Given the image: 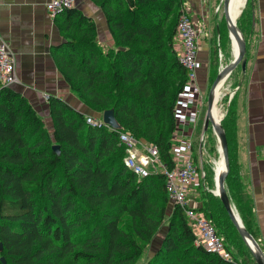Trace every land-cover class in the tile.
<instances>
[{
    "label": "trees",
    "instance_id": "trees-1",
    "mask_svg": "<svg viewBox=\"0 0 264 264\" xmlns=\"http://www.w3.org/2000/svg\"><path fill=\"white\" fill-rule=\"evenodd\" d=\"M93 1L103 12L112 44L102 46L94 20L71 7L54 18L62 41L52 48L69 89L93 114L50 95V130L19 91L0 85V264H134L159 230L160 246L144 264H241L226 242L234 237L256 264L211 190L214 179L207 150L202 156L204 175L195 186L200 191L199 210L222 239L228 257L197 241L184 210L171 204L162 174L139 177L124 163L121 131L155 145L161 160L172 165L174 108L186 83V70L174 48L182 0ZM249 9L247 0L237 23L246 47ZM226 43L228 47V33ZM210 51L211 84L219 64L226 61H216L213 42ZM231 75L237 77L236 87L239 65ZM235 91L229 104L228 98L223 100L227 109L221 124L230 166L224 182L244 227L257 240L252 211L237 199L241 190L232 173ZM205 108L206 104L198 128ZM105 110L113 111L115 127L86 122L87 116L102 120ZM203 133L212 150V128L203 123Z\"/></svg>",
    "mask_w": 264,
    "mask_h": 264
},
{
    "label": "crops",
    "instance_id": "crops-1",
    "mask_svg": "<svg viewBox=\"0 0 264 264\" xmlns=\"http://www.w3.org/2000/svg\"><path fill=\"white\" fill-rule=\"evenodd\" d=\"M46 1L0 0V35L15 58L18 82L11 87L29 101L51 130L47 102L50 95L64 99L85 114L93 113L71 92L55 65L52 48L62 41V37L57 22L45 9ZM219 2L220 0H182V7L193 23H202L203 26L198 38L196 82L204 91H208L210 87V49L215 27L212 21L215 11L213 6ZM74 7L94 20L97 40L102 46L112 44L103 12L95 1L75 0ZM249 11L251 22L247 32L245 74L242 75L240 70L241 84L235 85L236 94L232 106V173L239 183L237 190H241L237 199L250 207L256 239L264 252V0H250ZM229 87H234L233 82H230ZM195 128L186 124L180 127L184 132L192 131L188 137L194 135ZM216 169L217 166L214 167L215 171ZM199 192L194 187L189 197L190 203H196L198 208Z\"/></svg>",
    "mask_w": 264,
    "mask_h": 264
},
{
    "label": "built area",
    "instance_id": "built-area-1",
    "mask_svg": "<svg viewBox=\"0 0 264 264\" xmlns=\"http://www.w3.org/2000/svg\"><path fill=\"white\" fill-rule=\"evenodd\" d=\"M73 3L74 0H48L45 6L49 15L54 17L65 8L71 7ZM202 30V23L195 25L190 15L185 10L181 11L176 24L174 48L179 62L186 70V83L174 108L177 126L174 131V143L170 150L171 167L161 160L159 150L153 144L143 142L122 131L118 134V141L126 148L125 165L136 175L142 177L162 174L164 176L170 202L184 210L197 241L206 248L228 257L225 245L213 225L199 210L196 203H190L189 198L199 178L204 175L202 159L206 151L204 134L201 133L195 158L190 137H188L192 131L187 133L180 129L185 124L195 128L199 113L206 104L207 91L201 90L196 82L198 38ZM15 82H18V78L14 54L0 35V85L10 86ZM101 121L95 116L86 117V122L92 125H99ZM262 151L264 154V148Z\"/></svg>",
    "mask_w": 264,
    "mask_h": 264
},
{
    "label": "water",
    "instance_id": "water-1",
    "mask_svg": "<svg viewBox=\"0 0 264 264\" xmlns=\"http://www.w3.org/2000/svg\"><path fill=\"white\" fill-rule=\"evenodd\" d=\"M220 6L222 7V13H223V17H224L226 27L228 30V36L230 38L231 33L235 36L237 45H238V51H237V54L232 55V58L229 61H227L226 63L219 64L217 73L212 83L210 84V87L208 88L207 96H206L204 127L207 128L208 126H210L216 136V139L219 141L220 143V149L218 150L219 160L223 164L222 171L218 172L216 178L214 179V186H215L216 192L215 193L213 192V194L219 198L230 220L232 221V223L234 224V226L240 233L241 237L249 245L256 264H264L263 250L261 249L257 240H255L253 236L244 227L242 220L234 204L231 202V199L225 188L224 181H225V178L230 168L229 156H228V143H227V138H226L224 128L221 124L222 118L219 119L218 121H215L212 119V116H211L213 105L215 104L217 100L216 99L217 88H220L223 85L226 78L230 75V73L238 65L240 66L242 75L245 74V67H246V57H245L246 50H247L246 41H245V38L243 36L241 29L237 25V19L239 18L240 14H237L235 19L231 21L229 20V16H228L229 14L228 0H220ZM240 84H241V81L239 82L238 86H240ZM102 121L105 124L109 125L110 127L116 126L112 110L103 111ZM52 149L56 151L57 153L59 152V146L57 144L52 145ZM0 248H1V243H0Z\"/></svg>",
    "mask_w": 264,
    "mask_h": 264
},
{
    "label": "rangeland",
    "instance_id": "rangeland-1",
    "mask_svg": "<svg viewBox=\"0 0 264 264\" xmlns=\"http://www.w3.org/2000/svg\"><path fill=\"white\" fill-rule=\"evenodd\" d=\"M74 4H75V0H74V3H73V5L71 7H74ZM45 5H46V3H45ZM71 7H69V8H71ZM213 8H214L215 11H214L213 16H212V21H213V25H215V27H214L215 29H214V32H213V35H212V37H213L212 38L213 39L212 42H213L214 50L216 51V53H215L216 61L220 60V61H226L227 62L231 58V55H232L231 54V47H230L231 46V41L229 40V45L227 47L226 39H227L228 31H227V27H226V24H225V21H224V17H223V13H222V7L220 6V2L218 4H216V5H214ZM45 9H46V6H45ZM242 10H243L242 13L245 12V10H247V0L245 2L244 7L242 8ZM46 11H47V9H46ZM47 13H48V11H47ZM48 15H49V13H48ZM55 16L54 17L50 16V17L54 19ZM178 18H179V16H178ZM178 18L176 19V21H178ZM240 20H241L240 18L237 19V23L238 24L240 23ZM217 31H219L218 34L216 33ZM218 48L221 49V52H220V49H218ZM226 56L229 59H226L225 58ZM221 63H223V62H221ZM213 65H215V64H213ZM15 71H16V67H15ZM235 79H237V77L235 75H231V73H230V75L226 78V80L224 81V83H223V85L221 87L222 91H221V94L219 96V99L217 98L218 100H216V102H215V105L222 110V113L227 109L226 108L227 105L224 106L223 100L225 101V98L231 99L233 94H234L233 90L235 89V87L230 88L229 86H230V82H234ZM15 83H17V82H15ZM230 94H232L231 98H229ZM226 103L229 104V101L226 100ZM204 114H205V110H204V113H203V121H202L201 127L198 128V126L196 125L197 127L194 129V133H196V131L199 130L198 131V135L197 136L193 135V136L190 137V141H191V144L194 145V153L196 155H197V151H198V147H199V139H200L201 133H203ZM221 118H223V117H221ZM212 134L211 133L208 134V140H210V138L212 139ZM204 138H205V135H204ZM215 138L216 137H214L213 140L211 141L212 150L209 149V143L208 142L205 144V147H206V150H207V152L205 151L207 153L206 154V156H207L206 158L208 160H212V162H213L214 158H217V159L219 158V153H218V155H216V157H214V155L217 154V151H216V141H217V139L215 140ZM213 141H214V145H213ZM207 144H208V148H207ZM212 166H213V164H212ZM210 205H211V203H210ZM210 208H211V206H210ZM217 208L218 207L215 206L214 213L218 212ZM161 237H162V233L159 230V232L157 234V237H155L153 239V241L148 244V246L145 249L144 253L137 260H135L134 264H144V263H146L152 257V255L156 252L158 247L160 246ZM226 242H227L228 246L230 247V249L232 250L234 256L238 259V261L241 264H253V262L250 259L248 253L246 252L244 244H242V242H240L238 237H234V239L228 238V239H226Z\"/></svg>",
    "mask_w": 264,
    "mask_h": 264
},
{
    "label": "bare ground",
    "instance_id": "bare-ground-1",
    "mask_svg": "<svg viewBox=\"0 0 264 264\" xmlns=\"http://www.w3.org/2000/svg\"><path fill=\"white\" fill-rule=\"evenodd\" d=\"M228 4H229V6H228L229 20L233 21L235 19V17L237 16V14H240V12L242 11V8L245 5V0H228ZM228 38H229V36H228ZM229 40L231 41V46H230L231 47V54L232 55L233 54H237L238 45H237L236 38H235V36L232 33H231V36H230ZM221 87L217 88L216 99L217 98L219 99V96H220L221 91H222ZM223 115H224V112L222 113V110L214 104L213 105V109L211 111L212 119L215 120V121H218L221 117H223ZM219 149H220V143L217 140L216 150L218 151ZM211 163L213 164V166H212L213 179H215L216 176H217V173L222 171L223 164L220 162L219 158L218 159L214 158L213 162L211 160ZM216 166H217V169L215 171L214 167H216ZM211 190H212V192L215 193L216 192L215 186Z\"/></svg>",
    "mask_w": 264,
    "mask_h": 264
}]
</instances>
